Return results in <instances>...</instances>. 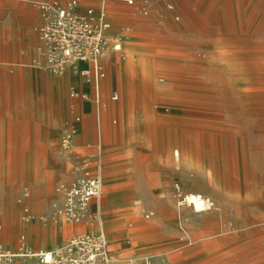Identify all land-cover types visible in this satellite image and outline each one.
I'll list each match as a JSON object with an SVG mask.
<instances>
[{
  "label": "rangeland",
  "instance_id": "374dc122",
  "mask_svg": "<svg viewBox=\"0 0 264 264\" xmlns=\"http://www.w3.org/2000/svg\"><path fill=\"white\" fill-rule=\"evenodd\" d=\"M171 1L173 11L155 0L145 15L138 0L136 6L116 2L108 13L114 30L125 28L115 66L121 90L110 112L124 141L122 149L111 141L110 164L120 166L112 179L118 185L140 180L148 201L134 188L105 186L102 205L109 191L116 197L102 209V232L112 255L134 218L154 212L149 221L160 214L182 242L150 257L167 264L183 254L187 264H264V0ZM14 69H0L1 87ZM21 70L49 84L52 123L46 131L36 125L34 133L31 123L0 124V143L10 147L1 151L26 153L0 156V248L17 247L25 234L33 247L54 249L67 224H53L50 212L59 187L71 182L72 165L60 154L65 130L76 123L71 84L60 80L55 88L54 75ZM15 101L20 120L29 117L26 93L0 92L3 121L17 111L7 108ZM129 161L132 167L121 165ZM191 194L211 199L215 208L197 213L182 202Z\"/></svg>",
  "mask_w": 264,
  "mask_h": 264
},
{
  "label": "crops",
  "instance_id": "0c3cea01",
  "mask_svg": "<svg viewBox=\"0 0 264 264\" xmlns=\"http://www.w3.org/2000/svg\"><path fill=\"white\" fill-rule=\"evenodd\" d=\"M41 1L42 0H0V69L3 70L7 67L15 68L14 75L5 76L6 81L3 82L4 84H2V87L0 86V92L13 93L15 95L26 93V95L31 98V105L28 106V108L31 109V112L29 111V117L27 119L20 120L18 112L20 105L19 102L15 101L13 105H9L7 108L11 107L14 108V110L16 108L17 111L15 114H13L9 121H3L2 116H0V124L5 122L16 125H19L20 123H31L32 133L36 132V125H43L44 131H46V129H48L47 127H50L52 123L53 105L49 84L37 83L33 73H31V78H27L29 74L21 70L33 69L38 72L46 73L44 71L37 70L32 66L33 60L37 56V47L40 44V33H38V30L42 25V17L41 11L39 10L37 4ZM59 1L65 4L67 0ZM116 2L120 1L109 0L105 4L107 14L110 12V9H112ZM102 5V0H82L81 10L85 11L88 8H94L96 11H99L102 8ZM109 23L111 25V34L121 37L123 44L125 37H123L121 32L122 30L124 31L125 28H122L121 31H117L114 30L112 23ZM120 55L122 56V51L118 54L108 55L101 61L105 77L100 84L98 101H96V93L93 84H91L85 77H82L81 75H74L71 71H68V73L62 77L54 76L53 79L56 81L54 87H59L60 80L66 81L63 83V85L67 84L69 81V84H71V92L77 94L76 96H72L71 94L70 99V107L73 108L72 115L75 114L76 117L80 119L78 123H75L78 132L74 142V153L82 157H89L96 153L97 149L101 150L103 161L102 177L104 190L105 186H107V188L123 186L124 189L130 190L134 188L136 189L137 196L139 198L141 197V199L143 198L145 201H148V199L142 193L141 188L143 186L140 180L138 181L137 179L135 182L127 181L123 185H118L120 184V181L112 179V176H114V170H119L120 166L115 165L113 170L110 164L109 154L110 149L113 148L111 141H115L116 149H122L124 141V131L122 127H113L111 124L110 114V112L115 109L114 102L119 100V92L121 90L119 77L115 68L119 62L118 57ZM83 68L85 67H82V69ZM31 80H33V83H31ZM109 93L111 94L109 95ZM114 96L118 97L116 101H113L112 99ZM138 103L133 104L132 106H135ZM4 113L10 114L11 112L6 111ZM16 131L18 132L19 128H17ZM131 137L133 138V135ZM135 139L138 138L136 137ZM4 148L10 147H4V145L0 143V156L26 154L22 152L1 151ZM177 157H180L178 152ZM121 165L124 168H130L132 167L133 163L129 161L125 164L121 163ZM71 179L72 177H70V180ZM104 194L105 191L102 198L105 197ZM108 194L109 195L104 200L103 205L101 202L102 198L91 203V224L67 223L65 230H63V226L59 227V234H62L63 237L57 236L52 242L56 245L55 248H58L63 240L68 242L70 239L78 235L97 234L102 232V226H104V212L102 209L110 208L109 204L114 202V197H116L112 191H109ZM130 197L128 196L124 201L129 202ZM161 206L162 205H160V202H158L156 206V212L161 209ZM151 213H153V216L155 215L154 212ZM184 216L186 219L190 218V215L187 214V212ZM205 218L206 217L202 216L200 219L203 221ZM151 219H145L144 216H141L140 218H134L135 227L133 228V225L130 224V230L128 231L129 235H126L125 241H117V244L112 246V255L114 256V259H112V264H124V261L120 260L124 256L129 255L136 258L140 256L142 258L150 256L148 254L155 255L173 247H178L180 244L179 242H182V240L179 241L178 229L172 226H167L164 218L160 214L157 215L153 222L149 221ZM94 220L96 223H94ZM97 223L99 225H97ZM43 226L46 228L47 224H44ZM152 228L155 230L148 231ZM19 239L17 240V247H10L9 249L17 250ZM27 242L33 252H48L55 249L35 248L30 244L28 239ZM184 257L185 254L181 255L180 257L177 256L173 258V260L176 264H187V259ZM17 264L30 263L18 262Z\"/></svg>",
  "mask_w": 264,
  "mask_h": 264
},
{
  "label": "built area",
  "instance_id": "2783aa9c",
  "mask_svg": "<svg viewBox=\"0 0 264 264\" xmlns=\"http://www.w3.org/2000/svg\"><path fill=\"white\" fill-rule=\"evenodd\" d=\"M108 1L102 0L103 5L99 11L94 8L82 11V0H67L65 4L59 0H42L37 4L41 11L42 25L39 29L40 44L32 66L57 77L66 75L68 71L85 77L94 86L96 101L101 81L105 77L102 59L122 51L121 37L111 34L105 6ZM119 1L136 6L138 0ZM140 1L143 4L140 11L148 15L155 0ZM160 1L168 11L174 10L171 0ZM76 95L72 93V96ZM112 99L116 101L118 97ZM75 121L78 123L80 119L76 117ZM77 132L75 125L70 126L62 139L60 154L72 165V179L70 183L59 187L60 199L52 206L50 219L56 225L91 224L90 205L100 200L104 193L102 152L97 149L89 157L76 155L74 142ZM198 199L202 206L201 212L215 208L211 199L203 196ZM143 216L151 219L153 213H144ZM26 217L25 221L29 222L30 218ZM111 257L110 244L104 232L75 236L64 246L48 252H33L24 235L19 239L17 250L0 248V264H110ZM137 264H167V261L163 257L158 259L146 256L140 258Z\"/></svg>",
  "mask_w": 264,
  "mask_h": 264
},
{
  "label": "bare ground",
  "instance_id": "6f19581e",
  "mask_svg": "<svg viewBox=\"0 0 264 264\" xmlns=\"http://www.w3.org/2000/svg\"><path fill=\"white\" fill-rule=\"evenodd\" d=\"M199 196H201V195H194V194L189 195V196L186 197L185 201L184 202L182 201V202L183 203H190L192 205L191 207H193L194 211H196L197 213H202L201 212L202 211L201 202L198 199ZM110 264H112V261H111Z\"/></svg>",
  "mask_w": 264,
  "mask_h": 264
}]
</instances>
